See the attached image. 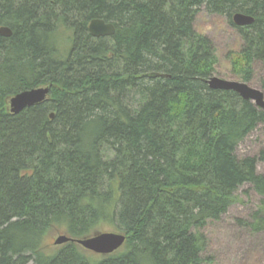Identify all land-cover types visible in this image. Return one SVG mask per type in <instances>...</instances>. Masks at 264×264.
<instances>
[{
  "label": "trees",
  "instance_id": "1",
  "mask_svg": "<svg viewBox=\"0 0 264 264\" xmlns=\"http://www.w3.org/2000/svg\"><path fill=\"white\" fill-rule=\"evenodd\" d=\"M203 4L232 27L235 13L254 18L231 61L248 82L254 60L264 67V0H0V264H201V231L239 188L264 206V151L235 152L264 111L209 89L214 50L193 28ZM95 19L114 35L91 37ZM39 87L45 101L10 114V98ZM101 224L125 236L110 255L43 252L52 228L80 240Z\"/></svg>",
  "mask_w": 264,
  "mask_h": 264
},
{
  "label": "rangeland",
  "instance_id": "2",
  "mask_svg": "<svg viewBox=\"0 0 264 264\" xmlns=\"http://www.w3.org/2000/svg\"><path fill=\"white\" fill-rule=\"evenodd\" d=\"M193 28L212 43L216 60L212 77L245 83L250 88L262 92L264 96V67L260 61L254 60L251 63L252 70L248 82H244L232 70V58L241 51L243 40L240 31L237 27H232L229 24L227 17L209 13L203 4L197 13ZM58 35L60 37L58 40L60 52L66 54L72 42V33L63 29ZM262 110L264 111V109ZM263 151L264 123L257 126L240 142L235 152L238 158H259ZM256 172L264 178V161L257 162ZM235 196L237 197L236 202L226 214L218 221L209 223L201 231L206 238V247L201 254V264H264L263 198L256 194L249 185L239 188ZM254 225L259 226L254 230ZM96 231L98 233L118 232L116 227L110 224H101ZM60 235L65 234L56 228L50 229L42 241L43 252L53 254L59 250L63 245L56 246L53 242ZM79 250L87 257L91 254L82 247ZM92 255L96 254L92 253L90 256ZM100 257L102 256L96 255L93 258L98 260L101 259Z\"/></svg>",
  "mask_w": 264,
  "mask_h": 264
},
{
  "label": "water",
  "instance_id": "3",
  "mask_svg": "<svg viewBox=\"0 0 264 264\" xmlns=\"http://www.w3.org/2000/svg\"><path fill=\"white\" fill-rule=\"evenodd\" d=\"M232 22L236 27H248L254 22V18L242 13H235L232 16ZM88 32L93 38L111 37L115 33V28L111 23L103 20H92L88 25ZM11 31L8 28H0V36L8 38ZM209 89L214 91H231L236 93L242 100L253 102L259 109H264V96L259 90L250 88L245 83L230 82L216 77H211L207 81ZM48 94L47 87L33 88L31 90L20 92L9 99L10 114L16 115L20 111L33 105L41 104L46 100ZM53 115H50L52 118ZM72 242L84 250L96 255H110L122 247L125 242V236L119 233H96L80 240H73L64 235L58 236L53 244L56 246Z\"/></svg>",
  "mask_w": 264,
  "mask_h": 264
}]
</instances>
